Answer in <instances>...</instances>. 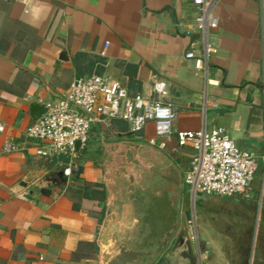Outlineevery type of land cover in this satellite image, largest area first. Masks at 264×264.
<instances>
[{
	"label": "crops",
	"instance_id": "obj_1",
	"mask_svg": "<svg viewBox=\"0 0 264 264\" xmlns=\"http://www.w3.org/2000/svg\"><path fill=\"white\" fill-rule=\"evenodd\" d=\"M213 14L203 74L184 58L200 49L191 0H0V264H98L105 219L115 213L106 196L101 215L89 203L73 210L69 195L82 183L101 184L97 142L91 152H77V182L68 179L62 190L36 180L21 185L32 170L45 172L38 143L24 136L32 105L62 97L76 77L90 74L175 111L168 137H156L151 123L128 135L119 119L92 127L97 137L164 142L160 150L181 175L193 151L176 145L175 131L221 128L253 158L247 191L199 197L223 205L197 206L191 228L194 250L206 254L198 252V264H264V0H214ZM5 143L18 149L4 152ZM43 187L49 194L39 192Z\"/></svg>",
	"mask_w": 264,
	"mask_h": 264
},
{
	"label": "built area",
	"instance_id": "obj_2",
	"mask_svg": "<svg viewBox=\"0 0 264 264\" xmlns=\"http://www.w3.org/2000/svg\"><path fill=\"white\" fill-rule=\"evenodd\" d=\"M191 3L195 10L193 29L200 37V49L196 54L193 50L186 51L184 58L192 62L194 70L205 74L210 51L207 35L216 27L214 0H191ZM190 33L186 31L185 35ZM153 88L162 93L161 84ZM40 104L41 113L25 128L24 136L38 143L36 155L48 160L65 158L66 175L92 127L119 119L125 121L129 132L134 134L151 123L155 136L162 138L172 134L171 124L175 119L171 104L129 95L118 83L97 74L76 77L61 98ZM174 137L178 147L188 146L193 151V160L182 174V187L187 188L191 199L208 195L231 197L247 191L255 161L240 151L223 129L175 131ZM149 143L154 144L152 140ZM157 147L164 149V142ZM17 149L16 144L3 146L4 152Z\"/></svg>",
	"mask_w": 264,
	"mask_h": 264
},
{
	"label": "water",
	"instance_id": "obj_3",
	"mask_svg": "<svg viewBox=\"0 0 264 264\" xmlns=\"http://www.w3.org/2000/svg\"><path fill=\"white\" fill-rule=\"evenodd\" d=\"M40 113L41 105L33 104L32 118L37 119ZM97 145L101 153V184L108 206L115 213L105 219L98 264H153L166 249L168 257L174 255L183 264H198L187 223L179 217L182 175L172 159L150 143L126 138L107 141L98 135ZM38 157V167L45 172L32 170L22 186L36 180L38 185L62 190L68 179L77 178L80 165L72 163L66 175L65 166L56 167ZM46 187L39 188V192L49 194ZM137 197L141 201L133 205ZM155 200L162 201L161 208L165 210L146 215V204Z\"/></svg>",
	"mask_w": 264,
	"mask_h": 264
},
{
	"label": "rangeland",
	"instance_id": "obj_4",
	"mask_svg": "<svg viewBox=\"0 0 264 264\" xmlns=\"http://www.w3.org/2000/svg\"><path fill=\"white\" fill-rule=\"evenodd\" d=\"M96 142H97V132L96 130L94 129H90L86 135V140H85V143H84V147L82 149L86 150L87 152H91L94 147H96ZM94 160H95V163H100V156L98 154H96V156H94ZM193 159L191 158L190 161H192ZM189 166V164H188ZM186 170V169H185ZM255 178H254V181L255 182ZM89 191H92L93 188L92 186H90L88 188ZM70 197L71 198H74V200L77 198L74 194V192H70L69 193ZM213 198L215 197H219L218 195H211ZM199 199L196 198V199H191L190 196H189V192L187 190V188L184 186V188L182 189V192H181V199H180V206H179V217H183L187 223V220H190L188 223H187V230L189 232V235L191 237V241H192V244H193V248H194V237H193V233H192V228H191V225H192V222L194 220V212L196 211L197 209V206H200V207H203V208H208L212 203H214L213 207L216 208V205L222 207L223 202H220L219 203V200H203L201 201H198ZM141 199L140 198H136V201H134L133 205H136L138 203H140ZM223 201H225V199H223ZM228 201V200H226ZM201 202V203H200ZM83 203H90V202H83ZM200 203V204H199ZM218 203V204H217ZM91 206V208H93L94 211H97V208L93 205V204H89ZM146 215H152V214H155V213H158V212H161V211H164L165 209H162L161 207H163V204H162V201L160 200H155V201H149L148 205L146 204ZM105 209V207H104ZM105 211V210H104ZM209 211V210H208ZM221 212H223L224 210H220ZM104 214V212H103ZM103 217V216H102ZM109 217V215H108ZM191 218V219H190ZM195 249V248H194ZM201 255L203 256H206L204 250H199L198 251ZM198 252L195 250V253L197 255V260H198ZM207 264V263H206Z\"/></svg>",
	"mask_w": 264,
	"mask_h": 264
},
{
	"label": "trees",
	"instance_id": "obj_5",
	"mask_svg": "<svg viewBox=\"0 0 264 264\" xmlns=\"http://www.w3.org/2000/svg\"><path fill=\"white\" fill-rule=\"evenodd\" d=\"M127 129H124L121 132H126ZM128 135H132V133L127 132ZM79 178H76L74 181L77 182ZM92 186L93 190L89 191L88 188ZM74 194L77 197L72 202V209L78 210L80 208L79 204L81 202H90L93 204L98 210V212L102 215L104 212V202H105V192L103 189L102 184H89V183H82V186L78 187L74 190ZM89 203V204H90Z\"/></svg>",
	"mask_w": 264,
	"mask_h": 264
},
{
	"label": "flooded vegetation",
	"instance_id": "obj_6",
	"mask_svg": "<svg viewBox=\"0 0 264 264\" xmlns=\"http://www.w3.org/2000/svg\"><path fill=\"white\" fill-rule=\"evenodd\" d=\"M169 251L167 252H162L160 256L157 259L156 264H175L177 263V257L172 255L170 258H168Z\"/></svg>",
	"mask_w": 264,
	"mask_h": 264
}]
</instances>
